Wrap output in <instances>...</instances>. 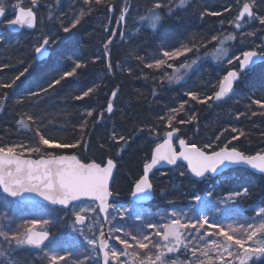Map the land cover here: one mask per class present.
I'll use <instances>...</instances> for the list:
<instances>
[{"label": "trees", "instance_id": "16d2710c", "mask_svg": "<svg viewBox=\"0 0 264 264\" xmlns=\"http://www.w3.org/2000/svg\"><path fill=\"white\" fill-rule=\"evenodd\" d=\"M173 12L172 15H165L162 22L155 31L149 24L141 21L147 15L146 8L151 5V0H106V3H115L117 8L127 4L130 7L127 23L122 30L127 33L126 39L121 42L117 38L116 46L111 49L110 62L113 65V72L109 74L106 68L105 58L100 53V48L107 35L103 29L107 26L116 28L110 22L107 15L102 14L101 5H91L92 11L89 12V5H83V0H40L39 4V26L33 33L23 32L15 35L7 30V21L14 18L12 8L16 3L21 6L31 7V0H5V7L8 11L7 18L0 24V81L10 82L24 67L31 64L30 75L27 79L21 78L17 81V87L12 89H0V100H3V93L7 92V100L0 105V142H17L24 140L27 142L31 132L19 125V119L26 121V115L22 113H32L40 116L44 121V131L62 140L71 141L79 136V132L74 127L84 119L83 113L86 110L99 112L106 107L107 99L113 90L119 89L118 97L114 101V113L104 115L103 124H96L92 127V120L88 118L90 130V143L84 150L81 149H49L52 153H78L85 161L104 162L112 158L118 164V176L116 179V191L121 197H127L134 187L135 179L141 174L143 163L150 158L155 141L147 138L146 133L141 134L133 140L130 145L122 152H118L116 146L111 145L110 136L115 130L119 134L131 135L138 127L151 125L157 121L159 115L166 114L170 108H178L180 102L188 101L186 92H195L199 96L212 95L218 90V81L229 69V65L223 63L216 65L210 62L200 64L192 74L180 83L169 84L166 79L159 76V72L143 67V63L137 57H142L146 62H152L155 58H162L164 50H173L182 44L190 43L196 39L210 40L212 36L223 39L227 35H236V40L225 41L231 52L240 54L242 51L253 49L252 43L241 45L240 35L242 31L257 30L255 37H246L247 40H255L256 44L261 41L257 23H246L245 29L238 32L227 21L234 17L237 10V0H193L180 6V0H169ZM225 8L232 11L220 17H210L203 15L207 11L224 12ZM161 13L167 9L157 10ZM264 12V8L259 9ZM84 12L85 16L82 24L74 29L72 33L64 34L59 31L61 21L67 22L71 17H79ZM119 12L115 13L118 16ZM225 21L221 27L220 21ZM41 33H55L61 40L51 50V56L45 61H38L35 56L36 37ZM220 45L218 41L208 43L209 52ZM205 53L204 49H201ZM100 55L101 59L95 60L94 57ZM192 56V54H189ZM124 57L128 60L123 59ZM192 58H195L192 56ZM72 60L86 65L78 69V76L62 81L61 86L43 93V99L29 95L47 85L54 79L69 70H72ZM23 61L24 63H21ZM124 61H128L126 65ZM181 61L187 62L185 57L172 61L179 68ZM120 64L121 67H116ZM7 65V67H5ZM238 66L235 62L231 67ZM131 69V72L128 71ZM160 72H167L173 75L171 69H161ZM148 77L145 79V77ZM155 78V79H154ZM93 88L89 97L83 100H76V95ZM153 92L156 95L153 96ZM264 97V63L255 67L249 74L242 78L237 85L235 94L227 102L215 105L213 101L208 104H199L194 101L191 114L197 116L195 124L184 126L180 135L190 141L203 145L204 142L211 141L216 143L215 136L220 134L224 128L237 127L245 132V136L233 144L240 150L254 154L264 148V117L241 116L239 120L235 117L241 112L250 110L260 111L255 105L251 104L252 98ZM188 106L186 105V109ZM184 114H182L183 116ZM197 125V131L195 129ZM35 125L30 124V129ZM194 130L196 134L194 135ZM164 129H161L163 132ZM225 136L233 135L230 131L224 133ZM146 138L145 144H138V138ZM88 139V137H85ZM103 144L104 147H100ZM181 171H186L185 167H179L163 173L156 172L152 176V183L156 191L157 201L149 206L144 219L150 216L153 222H158L160 216L171 213L173 209L187 213L193 220L203 215H209L211 219L220 223H232L234 218L240 220L252 218L260 207L264 206V177H257L244 170L230 172L227 175H234L221 183L219 179L207 181L199 184L195 182L189 173L183 178H176ZM177 172V175L173 174ZM166 174V176H163ZM161 176V177H159ZM226 176V174L224 175ZM161 179L162 187H157V180ZM187 186L194 189L190 193ZM247 189V195L242 190ZM189 192V194H188ZM212 195L209 196L208 194ZM241 193L240 196H235ZM201 197L200 203L203 209L199 212L194 197ZM235 198V203L222 213H215L212 203L228 196ZM130 197V196H129ZM129 197L127 198L129 200ZM123 200L122 206H134ZM0 194V217H4L7 207H12L11 202ZM13 209V208H12ZM50 212V228L47 230L57 239V246L51 245L50 251L64 252L71 249L83 258L87 254L88 246L79 244L72 236H68L62 221L64 211H59L50 207L44 208ZM11 211V210H10ZM34 219H37L34 216ZM4 224V219L0 218V225ZM123 228L130 232H135L141 224L133 220L121 221ZM58 229L59 232L55 230ZM151 231L150 229H143ZM63 242V244H62ZM1 251V249H0ZM20 257V258H19ZM178 264H183L185 255L183 249L176 257ZM18 264H41L32 261L27 254L18 255L15 258ZM46 264V263H45ZM264 264V261L255 262Z\"/></svg>", "mask_w": 264, "mask_h": 264}, {"label": "snow or ice", "instance_id": "6c2138e0", "mask_svg": "<svg viewBox=\"0 0 264 264\" xmlns=\"http://www.w3.org/2000/svg\"><path fill=\"white\" fill-rule=\"evenodd\" d=\"M40 0H31V7L21 6L16 3L12 8L14 18L7 21L9 28L19 26L20 28L35 29L37 27V16L34 8L38 6ZM101 5L104 15L110 21H114L116 28L111 26L103 29L106 32L104 41L100 48V53L105 58L106 68L109 74L113 72V65L110 62L111 49L116 46L117 38L123 42L127 33L122 30L127 23L130 7L125 4L122 8H117L115 3H106V0H83V5H89L88 11L91 12L92 4ZM186 0H180V6H184ZM264 8V0H237V10L233 18L227 22L238 32L245 29L246 23H257L261 26L259 32L260 39L264 41V12L259 9ZM167 9L161 13L157 10ZM119 12L116 16L115 13ZM231 8H225L224 12L207 11L201 14L210 17H220L225 13L231 12ZM147 15L141 21L150 24L153 31L162 22L165 15H172L173 9L169 0H151V5L146 8ZM6 16L5 0H0V19ZM85 13L81 12L79 17H71L67 22L61 21L59 31L64 34L72 33L74 29L82 24ZM225 21L221 20L223 27ZM257 30L242 31L240 44L252 43L255 47L250 50L242 51L240 54L230 55L229 49L224 47L225 41L236 40V35H227L223 39L212 36L210 40H200L197 43L193 39L190 43L182 44L173 50H164L162 58H155L152 62H146L142 57H137L143 63V67L159 72V76L166 79L169 84L180 83L185 80L187 74L197 65L198 61L203 62L206 57L201 49L207 51L208 43L218 41L220 48L215 53H210L216 60H224L229 65V69L218 81V90L212 95L199 96L195 92H186L188 101H182L178 108H170L166 114L159 115L157 121L151 125L138 127L131 135H123L115 130L110 136L111 145L116 146L118 152L124 151L135 138L141 134L147 135L151 141H155L151 156L142 166L141 174L135 179L134 187L131 192L133 197L146 196L154 191V185L150 179V174L157 166L182 167L186 165V171H181L184 176L190 173L192 177L199 180L207 178L209 174H216L222 168L231 166H245L251 170L264 174V148L254 154H248L238 149L233 141H238L245 136V132L237 127L224 128L220 134L215 136L216 143L211 141L198 145L180 135L182 128L178 127L195 124L197 116L191 114L194 101L199 104H208L209 101L219 102L227 98L234 90V85L244 74L252 70L257 59L264 60V42L256 44L255 40H247L246 37H255ZM55 33L44 34L36 37L37 44L35 53L37 58H42L49 54V50L54 48L61 40ZM192 54L195 58H192ZM185 57L187 62L181 61L177 68L172 61ZM226 58V59H225ZM101 59L100 55L94 57L95 60ZM72 70L62 73L59 78L52 80L47 87L41 88L29 95L43 99L42 94L48 93L57 86L62 85V81L78 76V69L86 67L85 64L72 60ZM235 62L238 66L231 67ZM21 63H24L21 61ZM7 67V65H5ZM116 67H121L117 64ZM31 64L24 67L10 82L0 81V89H12L17 87V81H21L30 75ZM161 69H171L173 75L167 72H160ZM181 69L183 71H181ZM131 72V69H128ZM148 77L146 76L145 79ZM155 79V78H154ZM96 89L90 88L74 99L83 100L89 97ZM119 89L111 91L107 99L106 107L98 113L95 110H86L84 119L74 127L79 132V136L71 141L62 140L44 131L43 119L32 113H22L25 119H19V125L29 129L31 135L27 142L19 140L17 142H0V194L10 200L6 203L18 201L31 194L39 197L45 202L41 208H59L68 210L74 216L72 231L84 237V242L88 246L87 254L80 257L76 252L68 249L64 252L49 251L45 252L47 264H178L174 257L168 254L181 252L185 259L183 264H255V261H264V206L255 212V216L248 219L236 220L232 223H220L203 215L193 220L187 213L179 212L175 209L171 213L163 214L158 222H153L149 216L144 219V210L137 215L136 219L142 221L135 232L125 230L122 226L113 224L115 219L109 209L112 208L111 198L113 192L110 187L114 170L117 167L112 158L104 162L95 160L88 162L76 153H52L49 149H81L84 150L90 143V130L88 118L96 116L92 120V127L102 122L105 113L114 112V101L118 97ZM153 96L156 92L152 93ZM3 100L0 105L6 102L8 93L4 92ZM251 104L255 105L259 112L250 110L236 115L239 120L241 116L264 117V97L252 98ZM186 105L188 108L186 109ZM182 114H184L182 116ZM30 124L35 128L30 129ZM161 129H164L161 132ZM233 135L225 136V132ZM196 131L194 130V135ZM88 137V139H85ZM100 147H104L103 144ZM247 195V189L242 190ZM209 196L212 194L209 193ZM236 193L235 196H240ZM199 203L201 197H194ZM235 203L233 196L222 198L212 203L215 212L221 211V205ZM94 214L91 217L92 224L89 231H96L91 236L84 234L83 228L77 225H85L87 214ZM2 219H8L7 228L0 225V245L5 246L4 251H0V257H6L9 264H14L12 253L21 248H33L43 251L42 246L50 239L47 230L49 219H31L24 224L13 229L11 220L4 214ZM120 219H124L121 215ZM108 225V231H104V226ZM151 231H144L143 229ZM158 238V239H154ZM211 238V239H209ZM115 241V243H112ZM119 245L120 247H117ZM7 254V256H6ZM167 257V259H166Z\"/></svg>", "mask_w": 264, "mask_h": 264}, {"label": "rangeland", "instance_id": "374dc122", "mask_svg": "<svg viewBox=\"0 0 264 264\" xmlns=\"http://www.w3.org/2000/svg\"><path fill=\"white\" fill-rule=\"evenodd\" d=\"M193 0H186V3H185V5L184 6H186V4H188V3H190V2H192ZM39 4H40V2H39ZM38 4V5H39ZM119 15V14H118ZM110 22H113V21H110ZM114 23V22H113ZM115 24V23H114ZM246 25V24H245ZM149 26H150V24H149ZM107 27V26H106ZM150 28H151V26H150ZM224 47H225V44L223 45ZM221 47V45H219L216 49H218V48H220ZM226 48H228V46L226 47ZM216 49H214V50H212V51H210V52H206V53H204L203 55L206 57V59L203 61V62H201V61H198V63H197V65H195V66H193V69L187 74V76L185 77V79H187L188 78V76L195 70V68H197L201 63H204V62H212V63H215V64H217V65H222L223 63H224V60L223 59H221V60H216V59H214L213 58V56L212 55H210V53H215V50ZM229 49V54L230 55H234L235 53L234 52H231L230 51V48H228ZM226 59V58H225ZM181 71H183V70H181ZM184 80H182L181 82H183ZM175 175H177V172H175L174 174H173V176H175ZM163 176H166V174H164ZM159 177H161V176H159ZM235 176L234 175H231V176H229V175H226V176H224V177H221L220 178V180H219V183H221V182H223V181H225V180H228L229 178H234ZM177 179L178 178H183V176H181L180 175V173H179V175L176 177ZM157 187H159V189H161V187H162V181H161V179H159V180H157ZM188 188H189V190H190V193H192L193 191H194V189L190 186H187ZM195 192V191H194ZM194 192H193V194H194ZM188 194H189V192H188ZM234 200H236L235 198H234ZM203 203V202H202ZM202 203H197L196 204V206H197V208L199 209V212H201V210L203 209V204ZM231 205H233V203H229L228 205H221L220 207H221V211L220 212H215V213H222V212H224L225 210H227L228 208H230L231 207ZM8 208H9V206H8ZM32 208V211L34 212V213H36V214H38L39 215V217L40 218H47V219H49V221L51 222V219H50V217H49V211L48 210H44V209H39V208H37V207H31ZM141 209H143V208H132V207H128V208H124V207H113L112 208V211H111V214L113 215V216H115V219L112 221V223L113 224H117V225H120V226H122L123 227V225L121 224V221L122 222H124L125 220H127V218H128V220L130 219V220H133V221H136V222H138V223H140V222H142V221H140V220H137L136 219V217H137V215L141 212ZM144 210V209H143ZM145 211V210H144ZM5 214V213H4ZM88 216H89V219H91V217L94 215V214H92V213H89V214H87ZM121 215H123L124 216V219H120V216ZM143 215L145 216V212L143 213ZM64 215H62V218H65V217H63ZM71 216H73L72 214H70L69 213V215H68V217H67V219L65 220V221H63V224L64 225H67V226H64L63 228H65V229H69V228H71L72 229V224H73V222H69V221H71L72 220V218H71ZM161 217V216H160ZM9 218H10V220H12V218L9 216ZM236 220H240V219H238V218H234V221H236ZM7 221H9L8 219L6 220L5 219V223L7 222ZM233 221V222H234ZM91 223H92V220H91ZM6 226H7V224H6ZM107 226V229L106 230H108V225H106ZM47 229L48 228H50V225L48 224L47 226ZM94 231H96V229H95V227H93V231H89V228L87 229V231L86 232H84V234L86 235V236H91V235H93V233H94ZM72 235H73V237L77 240V241H79V242H81L83 245H86V243L84 242V237L83 236H80V235H78V234H76V233H74L73 231H72ZM154 239H158V238H155L154 237ZM209 239H211V238H209ZM112 243H115V241H112ZM87 246V245H86ZM117 247H120L119 245H117ZM21 249H25V248H21ZM50 251V248H47V246L46 247H44L43 248V251L42 250H39V251H37V252H34V251H32V250H28V253H27V256L28 257H30L31 259H32V261L34 262V261H37L38 263H41V264H47V260L45 259V255H44V253L45 252H49ZM179 253V252H178ZM178 253H175V254H168V257H176V255L178 254ZM6 256H7V254H6ZM166 259H167V257H166ZM0 262L2 263V264H9V261H8V259L6 258V257H1L0 258ZM255 262H259V261H255ZM14 264H18L17 262H15Z\"/></svg>", "mask_w": 264, "mask_h": 264}, {"label": "water", "instance_id": "95a60500", "mask_svg": "<svg viewBox=\"0 0 264 264\" xmlns=\"http://www.w3.org/2000/svg\"><path fill=\"white\" fill-rule=\"evenodd\" d=\"M38 9H39L38 6H36L34 8L35 13L38 11ZM36 16H37V14H36ZM6 17H7V11H6V16L3 19H0V24L2 22H4V20L6 19ZM37 27H38V18H37ZM37 27L35 29L20 28L19 26H13V27L9 28V26L7 25L8 31L10 33H12V34H15V35H20L23 32H34L37 29ZM36 56H37V54H36ZM49 56H50V51H49V54L48 55H46V56H44L42 58H39V60L40 61L46 60ZM262 63H264V60L257 59L255 61V64L253 65V67H255V66L259 65V64H262ZM253 67H252V69H253ZM240 80L238 82H236V84L234 85L233 92L227 98H225L222 101L215 102V103L225 102V101L229 100L234 95L235 90H236V87L239 84ZM109 115H111V114H109ZM184 166L186 167V165H184ZM172 168H175V167L174 166H167V165L157 166V169H154L153 172H155V171H166V170H170ZM239 169H243V170L250 171L252 174H254L256 176H259V177H264V174H259V173L255 172V171L251 170L248 167H245V166H231V165H229L227 168H222L221 170H219L218 173H216V174H209L207 176V178H205L203 180H199V179L194 178V177L193 178L195 179L196 182L203 183L207 179H217L220 176H222V175H224V174H226V173H228L230 171H235V170H239ZM117 171H118V166L114 170V174H113L112 180L110 182V187H112V184H113L114 178L116 177ZM153 172L150 174V178H151V175L153 174ZM114 200L115 199L111 198V204L114 202ZM131 201H133V202H135L136 204H139V205L150 204V203H152L154 201V192L149 193V194H146V196H137V197H133L132 196L131 197ZM16 202L21 203V204H39V205H43L45 203V202L41 201L39 197H36L34 195H31V194H26L25 197H23L22 199H20V200H18ZM56 209H59V208H56ZM59 210H64V209H59ZM65 211H68V210H65ZM109 211H110V209H109ZM87 223H88V221L86 220L85 221V225H78V226L80 228H85L86 225H87ZM50 238H51V235H50ZM48 241H46L45 244Z\"/></svg>", "mask_w": 264, "mask_h": 264}, {"label": "flooded vegetation", "instance_id": "af4514ba", "mask_svg": "<svg viewBox=\"0 0 264 264\" xmlns=\"http://www.w3.org/2000/svg\"><path fill=\"white\" fill-rule=\"evenodd\" d=\"M103 120H102V122H100L99 124H103ZM116 179H117V176H116V178H115V180H114V182H113V185H112V188H111V190H112V192H113V197L116 199V201L113 203V205H114V207L115 206H117V205H119L120 203H123V200H121L122 198H124V201H128V197L130 196V194L127 196V197H121V195L119 194V192L118 191H116ZM23 208H22V210L23 211H21V213H18V215L15 217L16 218V222H17V227L19 226V225H21V224H24L26 221H28V220H31V219H34V212L32 211V208H31V206H26V207H24V206H22ZM68 215H69V211H68V213H67V217H68ZM66 217V218H67ZM71 218H72V220L71 221H69V222H73L74 221V216H71ZM43 219V218H42ZM88 226L89 225H91L92 223H91V219H88ZM16 227V228H17ZM56 232H59V230L58 229H56L55 230ZM84 231H86V230H84ZM104 231H105V226H104ZM71 232V228H69V229H66V233H70ZM95 232V231H94ZM72 233V232H71ZM28 250H32V251H35V252H37V251H39L40 249H33V248H27V247H25V249H19V250H16V251H14L13 252V254H15V256L18 258V255L20 256V255H23V254H27L28 253ZM20 258V257H19Z\"/></svg>", "mask_w": 264, "mask_h": 264}, {"label": "bare ground", "instance_id": "6f19581e", "mask_svg": "<svg viewBox=\"0 0 264 264\" xmlns=\"http://www.w3.org/2000/svg\"><path fill=\"white\" fill-rule=\"evenodd\" d=\"M215 49H216V48H215ZM213 50H214V49H213ZM211 51H212V50H211ZM209 52H210V51H209ZM205 53H206V52H205ZM203 54H204V53H203ZM123 59L128 60V58H126V57H124ZM124 62H126V61H124ZM204 63H207V62H204ZM210 63H212V62H210ZM125 64L127 65V64H128V61H127ZM201 64H202V63H201ZM213 64H215V63H213ZM262 64H263V63H262ZM216 65H217V64H216ZM259 65H261V64H259ZM257 66H258V65H257ZM257 66H255V67H257ZM255 67H253V69H254ZM253 69H252V70H253ZM181 70H182V69H181ZM252 70H251V71H252ZM251 71H249V72L246 73L245 75L249 74ZM191 74H192V73H191ZM191 74H190V75H191ZM190 75H189V76H190ZM245 75H243L242 78H243ZM189 76H188V77H189ZM242 78H241L240 82L242 81ZM185 80H186V79H185ZM185 80H184V81H185ZM184 81H183V82H184ZM240 82H239V83H240ZM235 91H236V90H235ZM234 94H235V93H234ZM230 99H231V98H230ZM227 101H228V100H227ZM227 101H225V102H227ZM225 102H220V103H215V102H213V103H214L215 105H219V104H222V103H225ZM196 127H197V125H195V129H196V131H197L198 129H197ZM146 141H147V139H146V138H143V137L138 138V139L136 140V142H137L138 144H145Z\"/></svg>", "mask_w": 264, "mask_h": 264}]
</instances>
